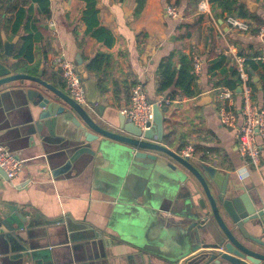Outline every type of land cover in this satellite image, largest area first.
Segmentation results:
<instances>
[{"label":"crops","instance_id":"1","mask_svg":"<svg viewBox=\"0 0 264 264\" xmlns=\"http://www.w3.org/2000/svg\"><path fill=\"white\" fill-rule=\"evenodd\" d=\"M199 2L180 0L178 17L172 18L165 12V0H48V10L30 1L5 15L12 20L6 23L7 30L0 28V44L2 33L9 41L15 39L6 61L11 72L37 75L41 69L42 79L67 94L55 63L58 54L75 64L80 58L82 69L96 53L109 54L105 92L98 88L96 78L84 73L96 81L104 104L115 112L128 105L135 80L142 82L148 99L166 96L157 92L155 67L170 52L185 54L191 65L192 55L198 54L201 66L194 74L193 95L176 93L163 112L167 119L164 129L171 137L166 144L177 152L180 145L192 144L191 160L206 159L235 181L264 191V139L257 138L258 162L249 164L238 151L234 129L219 122L216 93L221 87L213 86L215 80L209 72L218 55L226 57L227 66L236 65L239 56L257 55L255 59L264 61V39L253 30V21L251 31H235L226 25V13L214 14L209 0L206 11H201ZM256 3L254 12L264 19V0ZM14 21H18L15 32ZM252 76L253 81L257 78L254 82L259 90L255 104L264 111L259 76ZM26 88L45 90L30 80L13 81L0 96V144L23 163L14 179L0 176V203L16 206L25 223L37 225L32 242L46 250L33 261L20 262L0 248V264H167L189 251L174 231L167 230L169 223L160 221L161 216L169 217L168 222L176 220V208L188 192L176 171L160 162L147 171L120 173L105 160L111 157L80 154L66 172L54 175L74 150L45 128L40 137L27 131L24 121L28 110L21 104ZM242 104L243 95L236 92L233 108L238 123ZM197 146L200 151L195 153ZM203 150L207 151L204 159ZM115 159H131V155L123 151ZM13 215L11 222H18ZM65 220L73 222L72 242L64 236ZM92 232L100 233L101 238L94 244L80 241L79 234ZM191 254L189 251L184 256Z\"/></svg>","mask_w":264,"mask_h":264},{"label":"water","instance_id":"2","mask_svg":"<svg viewBox=\"0 0 264 264\" xmlns=\"http://www.w3.org/2000/svg\"><path fill=\"white\" fill-rule=\"evenodd\" d=\"M239 1L250 13L257 6L253 0ZM14 44L15 39L9 41L2 33L0 96L7 92V85L13 81L30 80L45 89L38 91L26 88L21 104L28 110L24 123L30 134L40 137L45 128L49 135L57 136L65 146L74 150L63 167L53 171L54 175L66 172L71 161L80 154L111 157L112 159L105 160L113 164L120 173L131 169L147 171L164 162L183 179L188 192L182 195V202L176 208V220L168 222L169 217L161 216L160 221L169 223L167 230L174 231L192 252L186 256L184 255L189 251L181 253L167 264H264L263 190L239 183L214 164L184 158L168 147L166 142L171 137L165 132V118L162 109L156 104L157 98L149 99L152 103L153 124L148 130L141 131L127 121L121 111L115 112L104 104L96 81L85 75L80 58L76 60V69L85 88V105L75 102L67 93L42 79L41 69L37 75L11 72V66L6 61L12 55ZM256 80L257 78L254 79ZM236 92H241L240 86ZM123 151L129 153L131 159H115ZM0 176L7 179L2 169ZM194 180L201 187L204 196L199 195ZM143 206L153 213L146 202ZM13 214L18 217V222H11ZM62 222L63 220L60 221ZM72 224L73 222L65 220L63 225L64 236L70 242L74 237ZM35 227L37 225L25 223V217L17 211L16 206L0 203V230H6L0 231V248L12 254V258L20 262L24 259L33 261L46 250L32 242ZM79 235L80 241L86 244H94L96 239L101 238L97 232ZM17 240L19 244L16 243Z\"/></svg>","mask_w":264,"mask_h":264},{"label":"built area","instance_id":"3","mask_svg":"<svg viewBox=\"0 0 264 264\" xmlns=\"http://www.w3.org/2000/svg\"><path fill=\"white\" fill-rule=\"evenodd\" d=\"M208 0H200L198 8L206 11ZM165 12L172 18H177V8L167 5ZM225 22L228 26L238 32H249L252 22L236 15L227 14ZM258 36L264 39V23L258 26ZM264 59V57H262ZM192 72L197 74L200 70L201 59L198 54L191 57ZM245 58H236L238 76L241 80V93L243 95L242 109L240 110L241 122L238 123L237 113L234 110V95L236 91L227 87H221L216 93L217 112L219 122L222 126L234 129V139L238 151L243 158H247L249 164H256L260 156V148L257 138L264 139V111L251 99V86L248 84L250 75L244 66ZM55 63L62 72L68 95L77 103L85 105V88L82 85L79 73L74 61L67 59L63 53L56 56ZM172 101L170 95L158 98L156 104L159 107L168 105ZM125 119L136 125L141 131L148 130L153 124L152 103L147 98L145 88L140 80H135L130 86V101L121 110ZM178 154L184 158L191 159L194 155L192 144H186ZM23 163L13 152L0 145V169H2L8 180L14 179L20 171Z\"/></svg>","mask_w":264,"mask_h":264},{"label":"trees","instance_id":"4","mask_svg":"<svg viewBox=\"0 0 264 264\" xmlns=\"http://www.w3.org/2000/svg\"><path fill=\"white\" fill-rule=\"evenodd\" d=\"M35 1L40 4L43 10H48V0H0V28L7 30L6 23L11 22V16L6 18V14L15 12L18 8H22ZM142 1V0H139ZM212 6L214 14L220 15L222 13L236 15L238 17L248 19L254 22L255 27L253 30L258 31V26L264 23V19L255 11L250 13L247 7L242 4L239 0H209ZM256 2L261 0H254ZM180 0H165V7L167 5H179ZM22 13V12H20ZM92 13V12H91ZM136 14V13H135ZM22 16V14H20ZM19 18V21L21 19ZM92 19V18H91ZM90 25V22H87ZM97 25V21L94 22ZM18 28V21H14L13 32ZM89 29V27H88ZM30 43V42H29ZM27 44V46L29 45ZM20 54V53H19ZM109 54L96 53L84 66L87 75L96 78L97 86L101 92L106 91L104 86V72L108 66ZM255 56H247L245 59V69L250 75L248 84L251 86V99L255 103L257 98V84L253 81V73L259 76L261 82L262 100L261 107L264 109V61L261 59H255ZM175 58V59H173ZM177 63L180 66L177 68ZM209 72L215 80L214 87H227L229 89L236 90L241 84V80L238 76L237 65L227 66L226 57L224 55H218L209 66ZM155 75L158 81L157 92L159 94H168L171 97L175 96L176 93H180L186 96H192L193 90L191 89L192 82L196 76L192 73V65L190 60L185 54L179 51H172L169 55L163 57L155 67ZM162 111L167 110V106L161 107ZM167 121V119H165ZM184 145H180L178 149H181ZM200 151V146L195 147V153ZM205 150L202 152V158H206ZM206 160V159H204Z\"/></svg>","mask_w":264,"mask_h":264}]
</instances>
